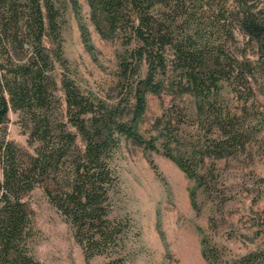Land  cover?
Here are the masks:
<instances>
[{
  "label": "trees",
  "instance_id": "trees-1",
  "mask_svg": "<svg viewBox=\"0 0 264 264\" xmlns=\"http://www.w3.org/2000/svg\"><path fill=\"white\" fill-rule=\"evenodd\" d=\"M68 1L78 11L79 0H0V264H43L35 255L34 209L27 198L37 186L73 228L88 264L97 255L107 257L105 264H125L130 228L112 216L119 183L112 158L123 136L158 148L140 130L149 92L171 87L197 99L207 131L217 132L195 155L201 162L240 151L251 155L258 135L264 150V110L252 108L264 95V0H89L98 31L123 35L131 46L130 61H121L127 97L108 102L63 75L59 114L55 61L66 62ZM82 35L90 47L86 29ZM226 86L238 99L236 110L221 100ZM11 109L20 112L31 149L6 136ZM177 160L210 192L211 170L199 173ZM257 225L264 227V210ZM208 247L203 240L206 258ZM241 264H264V252Z\"/></svg>",
  "mask_w": 264,
  "mask_h": 264
},
{
  "label": "rangeland",
  "instance_id": "rangeland-1",
  "mask_svg": "<svg viewBox=\"0 0 264 264\" xmlns=\"http://www.w3.org/2000/svg\"><path fill=\"white\" fill-rule=\"evenodd\" d=\"M63 6L66 62L55 61L57 94L62 99L56 112L64 113L63 75L74 79L86 93L125 103L128 92L121 61H130L131 46L124 43L123 35L106 37L98 31L89 0H79L78 11L69 1ZM83 29L90 36V47L84 42ZM146 69L144 62L140 73L144 75ZM221 96L224 105L238 109V99L229 86ZM196 103L194 95L171 87L161 94L149 92L140 130L158 148L123 136L113 155L119 183L112 193V216L130 228L125 264H241L244 257L264 252V227L257 225L264 210V150L255 141L259 135L253 138L251 155L240 151L223 158L206 156L205 163L201 162L195 155L204 150L202 142L215 138L217 132L207 131ZM252 108L264 110V95ZM169 117L171 124L166 120ZM4 127L8 139L32 148L19 111L10 110ZM168 132L171 136L166 137ZM167 148L173 157L166 154ZM180 157L196 172L211 170V181L206 177L210 192L183 170L177 160ZM27 198L34 209L37 258L43 264H88L73 228L43 188L37 186ZM206 239L210 258L203 254ZM106 261L105 255H97L90 264Z\"/></svg>",
  "mask_w": 264,
  "mask_h": 264
}]
</instances>
